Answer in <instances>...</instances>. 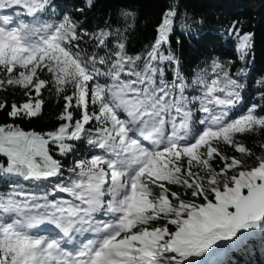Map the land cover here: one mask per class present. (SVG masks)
Wrapping results in <instances>:
<instances>
[{"label": "snow or ice", "instance_id": "snow-or-ice-1", "mask_svg": "<svg viewBox=\"0 0 264 264\" xmlns=\"http://www.w3.org/2000/svg\"><path fill=\"white\" fill-rule=\"evenodd\" d=\"M49 7L0 0V10H13L0 14V111L36 117L45 91L64 102L53 131L0 124V172L56 181L42 194L0 193V264H193L242 230L264 228V156L245 167L220 147L253 156L238 137L264 131V108L232 115L243 84L219 60L211 78L181 73L165 47L176 11L162 14L143 53L129 55L110 31L89 32L67 14L44 18ZM86 38L104 55L84 53ZM249 42L240 37V59ZM16 88L25 99L9 103ZM194 109L203 114L196 120ZM81 141L88 155L65 177L54 153L75 155Z\"/></svg>", "mask_w": 264, "mask_h": 264}, {"label": "trees", "instance_id": "trees-1", "mask_svg": "<svg viewBox=\"0 0 264 264\" xmlns=\"http://www.w3.org/2000/svg\"><path fill=\"white\" fill-rule=\"evenodd\" d=\"M169 8L174 9L177 15L170 44L165 47H170L178 58L181 73L189 81H194L202 73L211 78V61L219 60L227 64L231 73L243 84L241 101L232 115H240L252 105L259 106L258 112L264 108V96L261 95L264 93L261 83L264 82V0H50V7L43 17L55 22L67 14L89 32L103 28L112 33L110 39L113 42L123 39L128 54L136 55L152 44L162 14ZM24 18L21 16V19ZM246 34L250 36L249 47L245 50L244 59H240L239 39ZM81 48L88 55H104V51L93 47L87 38L81 42ZM237 73L240 75L236 76ZM171 77L170 67L168 78ZM188 92L195 94L193 87ZM4 95L0 93V97ZM6 98L9 103H19L25 99L24 90L10 89ZM43 98L45 103L38 116L12 118L7 111H0V124L13 123L25 131L38 133L55 130L61 123L59 115L64 102L55 92L45 91ZM202 115L194 109V120ZM238 139L251 149L253 156H244L223 144L221 149L229 156L244 160L246 167L252 165L257 156H264V149L260 147L264 144V131L247 133ZM77 149L75 155L68 157L54 153L65 165V177L73 160L88 155L87 146L82 141L77 142ZM3 159L6 158H0V163ZM55 183L54 179L32 181L0 172V193L19 186L27 192L42 194ZM171 187L173 191L183 193L182 189ZM181 198L191 199L190 193L182 194ZM218 245L229 248L228 258L220 264H264V228L242 230L237 237ZM212 249L197 257L194 264H205Z\"/></svg>", "mask_w": 264, "mask_h": 264}, {"label": "rangeland", "instance_id": "rangeland-1", "mask_svg": "<svg viewBox=\"0 0 264 264\" xmlns=\"http://www.w3.org/2000/svg\"><path fill=\"white\" fill-rule=\"evenodd\" d=\"M22 11V10H21ZM8 12L6 10H1L0 14H7ZM246 167V165H245ZM44 226H41V228H43Z\"/></svg>", "mask_w": 264, "mask_h": 264}]
</instances>
